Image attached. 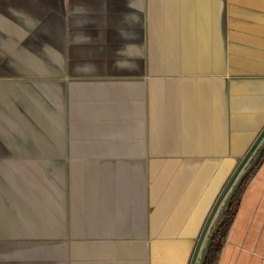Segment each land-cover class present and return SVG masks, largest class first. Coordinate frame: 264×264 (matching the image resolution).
Here are the masks:
<instances>
[{
  "label": "crops",
  "instance_id": "obj_1",
  "mask_svg": "<svg viewBox=\"0 0 264 264\" xmlns=\"http://www.w3.org/2000/svg\"><path fill=\"white\" fill-rule=\"evenodd\" d=\"M263 139L264 0H0V264H197ZM215 264H264V156Z\"/></svg>",
  "mask_w": 264,
  "mask_h": 264
},
{
  "label": "trees",
  "instance_id": "obj_2",
  "mask_svg": "<svg viewBox=\"0 0 264 264\" xmlns=\"http://www.w3.org/2000/svg\"><path fill=\"white\" fill-rule=\"evenodd\" d=\"M264 140V139H263ZM262 144V143H261ZM260 144V145H261ZM260 147V146H259ZM258 147V148H259ZM258 150V149H257ZM256 150V152H257ZM264 156V152L261 156V158ZM260 158V160H261ZM259 160V161H260ZM259 163V162H258ZM257 163V164H258ZM249 164V163H248ZM248 164L244 167L243 171L248 167ZM257 166V165H256ZM255 166V167H256ZM254 167V168H255ZM253 168V170H254ZM252 170V171H253ZM249 172L244 178L243 180L241 181L239 187L235 190V192L231 195V199L228 203V205L222 209L221 211L223 212V216L222 218L217 222V217L213 223V225L211 226V229H210V232L212 230H215L214 231V234L211 238V242L208 246V249H207V252L205 254V257L203 259V263L202 264H215L216 261H217V258H218V253L220 251V248H221V245H222V242H223V239L225 237V234H226V231H227V228L231 222V219L232 217L234 216V213H235V209H236V205H237V202H238V199H239V196H240V193H241V190H242V187L244 186V184L246 183L248 177L250 176V174L252 173ZM239 178V177H238ZM234 186V185H233ZM233 188V187H232ZM232 190V189H231ZM229 194H231V191L229 192ZM228 194V195H229ZM220 211V212H221ZM209 236H210V233H209ZM208 236V237H209ZM205 246V245H204ZM204 248V247H203ZM202 254V253H201ZM197 264H200V258H199V261Z\"/></svg>",
  "mask_w": 264,
  "mask_h": 264
},
{
  "label": "water",
  "instance_id": "obj_3",
  "mask_svg": "<svg viewBox=\"0 0 264 264\" xmlns=\"http://www.w3.org/2000/svg\"><path fill=\"white\" fill-rule=\"evenodd\" d=\"M263 152H264V140H263L262 144L260 145V147L258 148V150H257V152L255 153V155L253 156V158L248 162V163H249V164H248V167H247V168H246V169L240 174L238 180L235 182V184H234V186H233V188H232V190H231V194H229V195L226 197V199H225V201H224V203H223V207H222V209H224V208L228 205V203H229V201H230V199H231V195H232V194L235 192V190L239 187V185H240L241 181L243 180V178H244L249 172H251V171L253 170V168L257 165V163L259 162V160H260V158H261ZM222 216H223V212L221 211V212H219L216 221L218 222V221L222 218ZM214 231H215V230H212V231L210 232V236L208 237V239H207L206 242H205V246H204V248H203V250H202V254H201V256H200V264L203 263V259H204V257H205L206 252H207L208 246H209V244H210V242H211V238H212V236H213V234H214Z\"/></svg>",
  "mask_w": 264,
  "mask_h": 264
},
{
  "label": "rangeland",
  "instance_id": "obj_4",
  "mask_svg": "<svg viewBox=\"0 0 264 264\" xmlns=\"http://www.w3.org/2000/svg\"><path fill=\"white\" fill-rule=\"evenodd\" d=\"M250 159V158H249ZM249 159H247V160H249ZM251 160V159H250ZM247 163V162H246ZM244 164V165H243ZM245 166V163H242L238 168H237V170H236V172L233 174V176H232V178H231V183L234 181V179H235V177H236V175H238L239 173H240V170L241 169H243V167ZM231 184H229V186H230ZM228 186V187H229ZM213 216H214V213H213Z\"/></svg>",
  "mask_w": 264,
  "mask_h": 264
}]
</instances>
